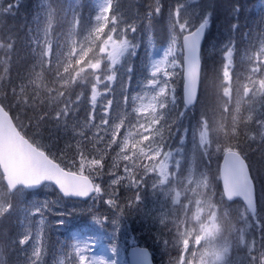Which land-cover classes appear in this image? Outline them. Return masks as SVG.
Listing matches in <instances>:
<instances>
[{
  "label": "snow or ice",
  "instance_id": "obj_1",
  "mask_svg": "<svg viewBox=\"0 0 264 264\" xmlns=\"http://www.w3.org/2000/svg\"><path fill=\"white\" fill-rule=\"evenodd\" d=\"M21 6L0 2V264H151L118 243L131 213L168 264H264V6L246 31L232 6L211 66L213 0H35L9 23ZM76 201L91 223L50 253Z\"/></svg>",
  "mask_w": 264,
  "mask_h": 264
},
{
  "label": "trees",
  "instance_id": "obj_2",
  "mask_svg": "<svg viewBox=\"0 0 264 264\" xmlns=\"http://www.w3.org/2000/svg\"><path fill=\"white\" fill-rule=\"evenodd\" d=\"M0 2H2V0H0ZM122 2L127 7L129 4L134 3L135 0H122ZM34 3L35 0H22V6L20 8L19 15L16 16L14 21H12L10 18L9 23L14 22L17 25L22 23L25 15L30 13ZM213 4H214L213 19L211 26L206 34V41L203 44L205 59L210 66L217 59V55L213 50L212 45L219 46V44L222 43L226 38V36L228 35L227 27L229 22L232 20V16L230 15L232 6L236 4L241 6V12L239 14V22L242 26L241 31H246L249 28L252 29L256 28L260 17L261 7L264 6V0H213ZM79 6L83 15L87 16L94 7V0H79ZM241 43L243 45V42ZM140 55L143 56L142 49L140 50ZM134 62L136 64L137 70L139 71L140 60L136 59ZM133 84L135 85V80L133 81ZM177 87L179 90L180 86L178 85ZM195 114L197 117L199 116L198 109L196 110ZM189 147H191L190 144ZM252 159L254 164H256V166L259 167V162L256 160V158L252 157ZM220 162L221 159L219 161L214 160L212 167L215 169L217 163ZM79 203L85 204L84 202H79ZM238 203L242 204L241 201H238ZM75 208L78 210V207ZM87 208L88 207H86L85 205L83 210H86ZM83 210L77 212V214H74L72 216H65L64 217L66 221L65 225L59 227L58 231L54 230L53 232L50 233L51 241L53 242V248L50 249V253L51 251L54 250L55 247L54 242L57 239L66 238L70 233H72L73 224L76 221L78 220L82 221L84 219H87L86 214H80L83 212ZM52 219H56V218L53 217ZM17 220H18L17 216L10 217L8 220H5L2 225H0V230L9 229L10 231L15 232L17 228ZM126 225H127V230L132 233V235L129 238L130 243L128 245L133 244L132 243L133 241L135 245L143 246L150 251V253L152 254V259L155 262V264H168L169 255L170 254L174 255V252L166 253L162 251L161 247L154 242L153 233L155 229L152 228L150 224L144 223L140 219L138 214L131 213L127 217ZM120 237L121 235H119V238ZM5 259H8L11 264V259H14V256L12 258L5 257ZM48 261L49 264H51L52 261L51 254L48 256Z\"/></svg>",
  "mask_w": 264,
  "mask_h": 264
},
{
  "label": "rangeland",
  "instance_id": "obj_3",
  "mask_svg": "<svg viewBox=\"0 0 264 264\" xmlns=\"http://www.w3.org/2000/svg\"><path fill=\"white\" fill-rule=\"evenodd\" d=\"M194 3H195V0H194ZM38 195L43 198L45 196H48V195H51L53 198L55 196V193H47L43 190H41ZM27 199H31V196H28ZM90 204V203H89ZM89 204L88 203H85V204H80L79 202L75 203V202H66V206L67 208H72V207H78V210L77 212H80L83 210V208L85 207H89ZM196 208H195V204L192 205V211L195 212ZM87 216V219H84L82 221H76L74 224H73V231H76V230H79V229H83L85 228L86 226L90 225L91 223V218L86 214ZM109 230H111V226L109 225ZM72 231V232H73ZM136 231V230H135ZM121 237L118 238V243L124 247L125 249V253L127 254V249L132 246L133 244L131 245H128L130 243V236L132 235L131 232H129L128 230L125 231V233H121L120 234ZM107 243V242H105ZM133 243V241H132Z\"/></svg>",
  "mask_w": 264,
  "mask_h": 264
},
{
  "label": "water",
  "instance_id": "obj_4",
  "mask_svg": "<svg viewBox=\"0 0 264 264\" xmlns=\"http://www.w3.org/2000/svg\"><path fill=\"white\" fill-rule=\"evenodd\" d=\"M223 163V160H222V158H221V162H220V164H222ZM221 187H222V185H221ZM242 202V201H241ZM138 246V245H137ZM139 247H141V246H139ZM130 249V247L127 249V251ZM150 253V252H149ZM150 259H151V264H155L154 262H153V260H152V256H151V254H150Z\"/></svg>",
  "mask_w": 264,
  "mask_h": 264
},
{
  "label": "bare ground",
  "instance_id": "obj_5",
  "mask_svg": "<svg viewBox=\"0 0 264 264\" xmlns=\"http://www.w3.org/2000/svg\"><path fill=\"white\" fill-rule=\"evenodd\" d=\"M76 202H83V201H76Z\"/></svg>",
  "mask_w": 264,
  "mask_h": 264
}]
</instances>
